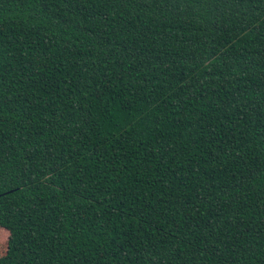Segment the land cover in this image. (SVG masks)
<instances>
[{
  "label": "trees",
  "instance_id": "trees-1",
  "mask_svg": "<svg viewBox=\"0 0 264 264\" xmlns=\"http://www.w3.org/2000/svg\"><path fill=\"white\" fill-rule=\"evenodd\" d=\"M0 264H264V0H0Z\"/></svg>",
  "mask_w": 264,
  "mask_h": 264
},
{
  "label": "rangeland",
  "instance_id": "rangeland-1",
  "mask_svg": "<svg viewBox=\"0 0 264 264\" xmlns=\"http://www.w3.org/2000/svg\"><path fill=\"white\" fill-rule=\"evenodd\" d=\"M8 231L0 229V256H4L7 250Z\"/></svg>",
  "mask_w": 264,
  "mask_h": 264
}]
</instances>
